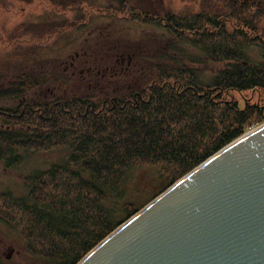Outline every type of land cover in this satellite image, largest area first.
<instances>
[{
  "label": "trees",
  "instance_id": "trees-1",
  "mask_svg": "<svg viewBox=\"0 0 264 264\" xmlns=\"http://www.w3.org/2000/svg\"><path fill=\"white\" fill-rule=\"evenodd\" d=\"M48 1L61 8L87 2ZM150 1L107 0L104 17L153 30L136 41L107 28L87 38L74 59L86 68L79 74L99 80L91 90L33 70L25 57L37 52L0 61V166L21 171L23 186L0 193L7 203L0 221L10 224L16 209L28 224L16 219L23 248L9 260L0 255V264H76L175 181L264 123L261 105L240 108L228 98L264 92V0H199L197 11ZM83 20L78 9L73 22ZM103 84L113 88L105 92ZM56 152L46 166L28 167L33 156Z\"/></svg>",
  "mask_w": 264,
  "mask_h": 264
},
{
  "label": "water",
  "instance_id": "water-1",
  "mask_svg": "<svg viewBox=\"0 0 264 264\" xmlns=\"http://www.w3.org/2000/svg\"><path fill=\"white\" fill-rule=\"evenodd\" d=\"M76 264H264V123L179 178Z\"/></svg>",
  "mask_w": 264,
  "mask_h": 264
},
{
  "label": "rangeland",
  "instance_id": "rangeland-1",
  "mask_svg": "<svg viewBox=\"0 0 264 264\" xmlns=\"http://www.w3.org/2000/svg\"><path fill=\"white\" fill-rule=\"evenodd\" d=\"M156 1L175 11L181 10L183 7H189L194 11L201 8L199 0H151L150 3L156 4ZM106 2L107 0H87V2L78 6L61 8L53 5L48 0H31L29 3L16 0H0V61L7 60L10 55L16 57V54L27 52L30 55L33 52H37L33 57H25L27 65L31 66L33 70L41 74L53 71L60 77H70L76 82L75 86L80 88L81 91L93 89L96 78L79 74L80 71L86 68H82L83 62L80 57L74 59V56L80 52L81 44L87 38L93 39L100 33L99 29L107 28L110 33L115 32L124 38L136 41L142 37L141 35L144 31L153 30L126 20H114L112 22L110 18L104 17V15L109 13L104 10L108 5ZM78 9L84 14V20L80 21V23H74L73 20L76 19V11ZM129 12L126 10L124 12L125 16H130ZM91 17L96 18L86 25V22ZM235 22V20H230L227 24L232 26ZM81 23H85L84 26H86L79 30H69L78 27L77 25ZM54 24H71V26L53 32L48 30L42 33L44 28L48 27L49 29ZM260 26L264 30V20L260 21ZM61 31L64 35H62ZM36 48L37 50H35ZM39 48H42V50L39 51ZM251 53L253 57H257L255 49ZM8 61L14 66L15 62L13 60ZM16 63H22L19 57L16 59ZM27 69L24 68L25 71ZM13 71L17 72L16 69H13ZM104 82L107 83V80ZM103 85L105 92H108L109 88H113ZM228 98L238 102L240 108H243L246 101L250 105H261L264 108V92L262 91L230 92ZM220 113L218 111L215 117L217 118ZM259 125L250 126L245 132ZM60 155L61 153L59 152L37 154L29 159L28 167L46 166V164L58 159ZM20 172L16 171V168L8 169L0 166V193L11 191L16 195L22 192L23 186L22 178L19 175ZM145 198H147L145 194L140 195V199L145 200ZM6 204L3 200H0V206H6ZM9 213L14 217L10 224L0 221V255L8 260L23 248V239L16 231V219L23 221V225L26 224V227L28 225L21 212H17L16 209H10ZM7 220H10V218H7Z\"/></svg>",
  "mask_w": 264,
  "mask_h": 264
}]
</instances>
